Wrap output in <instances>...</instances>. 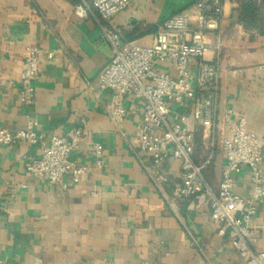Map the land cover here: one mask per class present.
I'll return each instance as SVG.
<instances>
[{"label": "crops", "instance_id": "0c3cea01", "mask_svg": "<svg viewBox=\"0 0 264 264\" xmlns=\"http://www.w3.org/2000/svg\"><path fill=\"white\" fill-rule=\"evenodd\" d=\"M195 1L131 0L111 25L124 44L151 46L161 25ZM75 5L73 0H0V129L17 133L33 121L47 144L86 120V135L73 159L87 168L79 184L66 176L67 189L53 187L45 178L25 174L42 146L0 145V264H242L229 236L218 234L220 226L208 208L191 198L171 206L173 189L181 182L179 160L169 156L162 162L167 184L151 180L152 157L138 145L143 103L99 89L113 52L95 20L78 17ZM232 9L222 32L215 128L205 130L194 122L190 107L169 105L170 122L194 133V161L209 160L204 173L214 188L226 163L225 115L244 117L248 131L264 138V35L241 25ZM30 46L41 50L43 62L35 102L25 106L20 77ZM214 58L212 48L206 59ZM196 65L189 66L192 75ZM157 70L176 76L169 64ZM118 104L126 110L122 127L111 118ZM95 143L104 149L101 170L93 168ZM260 167L264 172V143ZM233 178L236 194L249 197L251 168L244 166ZM249 242L254 251L264 252V201L250 224Z\"/></svg>", "mask_w": 264, "mask_h": 264}, {"label": "built area", "instance_id": "2783aa9c", "mask_svg": "<svg viewBox=\"0 0 264 264\" xmlns=\"http://www.w3.org/2000/svg\"><path fill=\"white\" fill-rule=\"evenodd\" d=\"M75 14L92 17L110 45L113 56L99 76L100 90H114L120 96H131L143 103L142 121L138 128V145L153 160L150 177L157 186H164L168 178L161 172L162 162L169 156L181 163V182L174 187L171 206L193 199L198 206L208 208L213 222L219 224L218 234L228 235L231 249L242 264H264V252L254 251L249 242L250 224L257 214L258 203L264 201V172L261 170L264 138L248 131L246 119L228 113L224 117L228 132L223 140L226 163L222 181L214 188L204 170L209 160L198 165L193 158L195 136L187 128H176L170 122V104L190 107L194 122L205 130H213L219 108L220 63L223 47L222 32L228 7L236 8L237 0H196L188 9L167 19L155 35L151 46L124 44L121 33L111 25L112 19L128 8L131 0H73ZM264 6V0H251ZM213 48L215 58L206 59ZM197 61L194 75L189 66ZM43 62L38 47L30 46L24 54V69L20 77V102L31 106L35 102L36 83ZM169 64L176 76L157 70ZM113 123L122 127L126 110L118 104L111 112ZM29 122L25 131L11 133L0 129V145L12 146L26 142L42 146V154L26 167L27 177L45 178L51 186H61L66 176L79 184L87 175V168L73 159L86 135V120L65 137H52L47 144ZM172 146L171 153L165 148ZM93 168H104V149L92 146ZM244 166L252 170L253 189L249 197L235 192L233 176ZM25 187V186H24ZM142 264H148L143 262Z\"/></svg>", "mask_w": 264, "mask_h": 264}, {"label": "trees", "instance_id": "16d2710c", "mask_svg": "<svg viewBox=\"0 0 264 264\" xmlns=\"http://www.w3.org/2000/svg\"><path fill=\"white\" fill-rule=\"evenodd\" d=\"M237 3V21L246 29L264 35V6H259L251 0H237Z\"/></svg>", "mask_w": 264, "mask_h": 264}, {"label": "rangeland", "instance_id": "374dc122", "mask_svg": "<svg viewBox=\"0 0 264 264\" xmlns=\"http://www.w3.org/2000/svg\"><path fill=\"white\" fill-rule=\"evenodd\" d=\"M237 8V7H236ZM233 11H231L232 12V15H233V17H235L236 18V16H237V13H236V11H235V9H232Z\"/></svg>", "mask_w": 264, "mask_h": 264}]
</instances>
